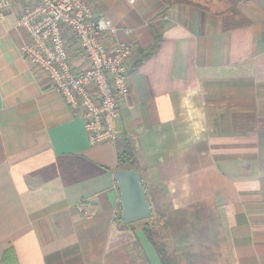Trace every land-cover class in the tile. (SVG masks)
I'll use <instances>...</instances> for the list:
<instances>
[{
	"label": "crops",
	"instance_id": "0c3cea01",
	"mask_svg": "<svg viewBox=\"0 0 264 264\" xmlns=\"http://www.w3.org/2000/svg\"><path fill=\"white\" fill-rule=\"evenodd\" d=\"M7 1L0 264L7 256L17 264H149L142 222L121 219L114 173L127 147L181 264H264V15L249 10L239 21L216 0L183 1L154 19L156 0H91L135 55L116 144L93 147L81 111L22 57L28 36L17 21L30 1ZM151 26L162 41L139 64L154 41Z\"/></svg>",
	"mask_w": 264,
	"mask_h": 264
},
{
	"label": "built area",
	"instance_id": "2783aa9c",
	"mask_svg": "<svg viewBox=\"0 0 264 264\" xmlns=\"http://www.w3.org/2000/svg\"><path fill=\"white\" fill-rule=\"evenodd\" d=\"M29 1L17 21L28 36L22 57L70 108L81 111L91 146L115 145L120 102L130 95L132 44L119 38V27L95 13L91 0ZM11 5L0 2L1 10Z\"/></svg>",
	"mask_w": 264,
	"mask_h": 264
},
{
	"label": "rangeland",
	"instance_id": "374dc122",
	"mask_svg": "<svg viewBox=\"0 0 264 264\" xmlns=\"http://www.w3.org/2000/svg\"><path fill=\"white\" fill-rule=\"evenodd\" d=\"M136 0H131L129 1V4H133ZM183 1H199L202 3H208V2H212L213 0H156V16L154 17L157 18L159 16L165 15V12H167L172 6H176L179 3L183 2ZM219 3V6L221 7V9H223L224 7H227L228 10H233V11H238L240 12L239 14L241 15V17H239V21L242 20V16L243 14H245L246 12H248L249 10H254L256 11L257 14H263L264 15V0H248L247 2H241L239 4H237L236 6H234L231 2H229V0H216ZM217 3V2H216ZM217 3V4H218ZM117 27H121L120 25L118 26L116 24ZM131 34L130 31L127 32V35ZM130 43V42H129ZM132 44V43H131ZM134 51V49H133ZM135 55H133V58ZM131 151V150H130ZM133 153V151H131ZM133 157L134 160L137 157H135V153H133ZM140 171H143V177L145 178V181L147 182V175H146V171H145V165L140 164ZM137 164V167H139ZM134 168L136 169V165L134 163ZM159 209L156 208L155 210V219L156 221H145L141 223V226H145L146 224H148L147 226H150L153 228V230L155 231L156 237L157 239L160 241L161 244H163L164 246H166L167 248V254L169 255V258L172 260V262H175L174 264H181V262L178 259V255L177 253L173 250V248H171V246L169 245V243L171 244V242H167L168 237L167 234H165V230H164V221H163V214H159ZM141 234V233H140ZM142 237V236H141ZM171 241L174 242L173 239H171ZM142 245L143 248L145 250V254L147 257V260L149 262V264H162L160 259L158 258V255L156 254L155 250L152 248L151 244L149 243V241L146 239V237H142ZM174 246V245H173ZM174 248L176 249V247L174 246ZM182 264H185L182 262Z\"/></svg>",
	"mask_w": 264,
	"mask_h": 264
},
{
	"label": "water",
	"instance_id": "95a60500",
	"mask_svg": "<svg viewBox=\"0 0 264 264\" xmlns=\"http://www.w3.org/2000/svg\"><path fill=\"white\" fill-rule=\"evenodd\" d=\"M121 197V219L124 225L148 221L153 215L147 192L135 168L120 169L114 173Z\"/></svg>",
	"mask_w": 264,
	"mask_h": 264
},
{
	"label": "trees",
	"instance_id": "16d2710c",
	"mask_svg": "<svg viewBox=\"0 0 264 264\" xmlns=\"http://www.w3.org/2000/svg\"><path fill=\"white\" fill-rule=\"evenodd\" d=\"M248 0H229L234 6L241 2H247ZM166 14V12H165ZM152 33H153V43L149 48L146 50L140 51V55L142 56L139 60V64L144 63L147 61L154 53H156L160 47L161 41H162V31L159 28H156L154 26H151ZM134 157L133 153L127 148H124L122 150H119L117 153V170L120 169H131L134 168ZM154 214L151 217L150 221H154ZM156 221V220H155ZM146 224L144 226V233L146 234L147 238L155 248L157 255L161 261L162 264H174L175 262H172V260L169 258V255L167 254V248L163 244L160 243V241L157 239L155 231L152 227L147 226ZM2 264H17L16 261L10 257L7 256V258L4 259Z\"/></svg>",
	"mask_w": 264,
	"mask_h": 264
}]
</instances>
